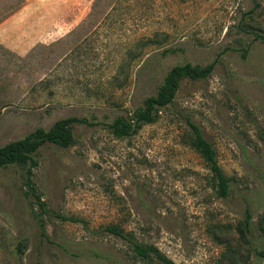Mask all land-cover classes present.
I'll use <instances>...</instances> for the list:
<instances>
[{
  "label": "rangeland",
  "instance_id": "1",
  "mask_svg": "<svg viewBox=\"0 0 264 264\" xmlns=\"http://www.w3.org/2000/svg\"><path fill=\"white\" fill-rule=\"evenodd\" d=\"M263 37L264 0H0V146L86 120L70 146L44 140L34 154L43 207L29 163L0 166V264H161L109 225L176 264H264ZM212 62L180 78L157 121L114 134L108 124L175 65ZM189 121L214 145L228 196Z\"/></svg>",
  "mask_w": 264,
  "mask_h": 264
},
{
  "label": "trees",
  "instance_id": "2",
  "mask_svg": "<svg viewBox=\"0 0 264 264\" xmlns=\"http://www.w3.org/2000/svg\"><path fill=\"white\" fill-rule=\"evenodd\" d=\"M174 52H176V48L167 47L161 51V55L165 56ZM213 67L214 62L205 66L200 64L193 65L191 63L175 65L165 76L164 82L159 86L156 95L147 98L144 101V105L136 109L129 119L118 116L113 123L108 125L113 129V132L117 137H125L132 132H136L143 124L157 121L160 117L161 108L172 102L175 89L182 76H188L191 78L206 77L212 72ZM85 121L84 118L76 116L59 119L55 121L48 130L38 128L28 134L24 139L12 141L0 146V166L29 163L27 171V186L37 196V200L41 207H43V202L36 194L35 184L32 179L33 167L38 164L34 158V154L43 142L40 140V137L43 136L45 137V140H49L63 147H68L75 141V137L72 133L73 124ZM188 124L193 133V146L200 153L212 171L213 177L216 181L218 194L222 197L228 196L231 190L230 178L225 175L219 164L217 151L214 145L205 137L203 131L197 124L192 121H189ZM40 225L42 236H46L43 223L41 222ZM252 228V214L250 209L246 208L244 231L250 233ZM102 230L129 241L136 254L144 261L153 258L161 264H176L174 260L163 254L156 246L138 243L129 233L125 232L118 226L109 225ZM254 252L258 257V260L264 257V251L261 248L255 247Z\"/></svg>",
  "mask_w": 264,
  "mask_h": 264
},
{
  "label": "water",
  "instance_id": "3",
  "mask_svg": "<svg viewBox=\"0 0 264 264\" xmlns=\"http://www.w3.org/2000/svg\"><path fill=\"white\" fill-rule=\"evenodd\" d=\"M40 140H41V141H44V140H45V137L41 136V137H40Z\"/></svg>",
  "mask_w": 264,
  "mask_h": 264
}]
</instances>
